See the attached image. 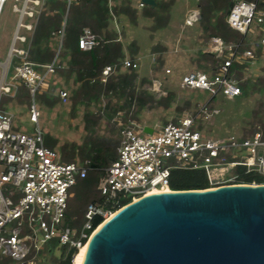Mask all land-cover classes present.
Wrapping results in <instances>:
<instances>
[{
	"label": "built area",
	"instance_id": "obj_1",
	"mask_svg": "<svg viewBox=\"0 0 264 264\" xmlns=\"http://www.w3.org/2000/svg\"><path fill=\"white\" fill-rule=\"evenodd\" d=\"M5 1L0 0V11ZM71 1L66 0L67 5ZM257 1L232 0L226 22L243 37L237 43L225 42L219 36L209 38L204 52L221 60L216 68L209 73L188 71L181 76L182 87L204 90L209 95L193 113H182L175 121L156 127L140 123L131 111L119 109L114 113L111 124L117 133L116 155L101 168L100 198L87 203L79 227L66 221L68 199L78 180L95 167L88 159L64 160L44 145L38 126L39 112L33 102L35 93L49 88L48 75L58 67L57 55L48 63H35L28 60L27 49L14 45L15 41H26L19 30L32 31L34 22L24 19L37 17L46 0H21L20 6L13 4L12 10L18 16L9 53L13 71L6 83H0V93L8 94L11 88L25 85L32 98L28 119L36 129L34 134L12 129L11 113L0 108V255L14 264H37L41 250L50 241L77 251L107 215L149 190L168 188L174 168L202 169L210 187L234 184L241 173L263 179L250 184H264V138L259 130L248 135H209L200 125L217 111L213 104L217 95L231 98L240 94L232 64H243L240 70L244 71L250 61L257 59L254 49L262 48L260 53H264V8H257ZM144 5L138 0L135 6ZM112 18L115 21L113 14ZM199 18L198 9L189 10L184 24L191 25ZM64 23L65 20L60 29L52 32L58 38V48ZM258 32L260 35L256 37ZM247 36L255 38L249 39L248 47L240 49ZM103 42L87 26L78 36L81 50H90ZM122 67L137 68L138 63L125 58ZM113 69L111 65L103 67V81ZM59 94L61 98L67 96L64 91ZM145 125L152 128L150 133L144 132ZM96 218L100 221L94 225Z\"/></svg>",
	"mask_w": 264,
	"mask_h": 264
},
{
	"label": "rangeland",
	"instance_id": "obj_2",
	"mask_svg": "<svg viewBox=\"0 0 264 264\" xmlns=\"http://www.w3.org/2000/svg\"><path fill=\"white\" fill-rule=\"evenodd\" d=\"M112 1V5L117 8L127 5L135 10L133 22L128 15L116 13V24L111 19L107 26L108 31L115 28L120 30L126 57H139L138 67L132 70L135 73L134 79L130 83L122 80L124 73L131 72L127 68L110 72L107 78L117 83L114 88L104 90L97 99H75L73 93L79 87L74 81L75 74L68 75L64 72L62 75L59 72L48 75L50 85L46 98L43 101L33 98L39 112L38 126L43 143L55 150L61 158L65 150L73 145H81L87 138L104 139L105 142L117 140L116 130L111 124L116 109L131 111L140 123L156 127L176 119L182 113H193L209 97L204 90L184 88L180 83L185 72L209 73L212 67L211 59L201 56L210 37L202 31L200 21L193 22L192 25L183 23V17L189 10L198 9L197 0H155L164 5L165 9H161L158 19L144 16L142 8L135 6L138 0ZM13 4L20 6L21 0H6L0 11V61H4L9 53L8 47L18 19L17 13L12 10ZM19 33H24L22 28ZM32 33L33 31L25 33L29 42ZM253 38L255 36H247V39ZM54 41H58L55 36L51 43ZM20 44L15 41L16 46ZM129 46L131 50L136 49L133 54ZM258 49L261 51L262 48ZM256 57L257 59L247 64L246 70H240L242 81L250 79L255 84L245 96L228 98L217 95L213 99L217 111L200 123L209 135H247L253 130L261 132L264 123V53H259ZM167 69L169 72H166ZM12 71L9 62L4 66L0 63V83H6ZM99 77L102 83L108 80L106 78L103 81L101 73ZM20 85L11 88L8 94L0 93V101L5 102V108L12 115V129L34 134L35 125L28 119V106L32 98L25 97L20 102L17 97ZM60 91L66 92L67 96L61 98ZM47 97L56 98L53 105L45 102ZM79 160L76 150L74 161ZM99 183L100 179L96 188ZM77 193V189L73 188L71 196L77 198ZM59 255L57 246L53 250L43 249L38 262L53 264Z\"/></svg>",
	"mask_w": 264,
	"mask_h": 264
},
{
	"label": "water",
	"instance_id": "obj_3",
	"mask_svg": "<svg viewBox=\"0 0 264 264\" xmlns=\"http://www.w3.org/2000/svg\"><path fill=\"white\" fill-rule=\"evenodd\" d=\"M100 224L82 264H264V184L152 193Z\"/></svg>",
	"mask_w": 264,
	"mask_h": 264
},
{
	"label": "trees",
	"instance_id": "obj_4",
	"mask_svg": "<svg viewBox=\"0 0 264 264\" xmlns=\"http://www.w3.org/2000/svg\"><path fill=\"white\" fill-rule=\"evenodd\" d=\"M256 1V0H245ZM232 0H197V8L201 17L199 19L202 31L208 36H219L225 42H239L242 39V34L231 28L226 22V15L231 7ZM166 5V4H165ZM45 7L40 11L32 37L30 39V45L28 48V60L35 63H48L57 55L63 57L68 55L69 58L66 65L58 63L54 74L65 72V74H75V83L79 84V87L74 90V98L79 99H97L104 90L114 88L115 83L111 78L105 83L100 81V73L104 66L111 65L114 67L112 72L120 71L122 67V60L125 58L124 45L120 40L119 33L108 31L107 26L112 19V14L116 16V13L128 15L130 21H134L135 10L129 6L116 7L115 5H109L108 0H73L67 5L66 0H49L45 3ZM257 8H264V2L258 0L256 3ZM164 5L158 3L151 5H144L142 7V14L144 16L153 17L158 19L159 13L165 10ZM163 8V9H162ZM162 9V10H161ZM167 10V9H166ZM65 18V19H64ZM63 35L61 38V45L58 48V41L51 43L53 38V31L60 29L63 25ZM166 21V20H165ZM84 26L89 27L94 33L100 35L104 42L96 45L90 50H81L78 47V36ZM120 32V31H119ZM121 34V33H120ZM260 35V32L256 34V37ZM249 46V39L247 42L240 46V49ZM133 54L136 49L131 50ZM260 50L255 51V55H259ZM132 56V55H131ZM202 58H210L212 61V67L216 66L221 61L212 54L201 52ZM213 56V57H212ZM135 61V59L128 58ZM243 64L233 63L231 71H235V76L238 79V85L240 87V94L237 96H245L248 90L255 86L250 79L242 81L240 69ZM67 69V70H66ZM131 72L124 73L121 77L122 80L129 83L134 79L135 73L132 72L135 68H127ZM67 75V76H68ZM46 91L37 92L34 98L37 97L43 101L46 98ZM44 95V96H42ZM17 97L20 102L23 98L29 99V89L21 84ZM48 98V97H47ZM56 101L55 97L48 98L45 102L49 105H53ZM4 101H0V108H3ZM121 108V107H120ZM117 111L114 110L113 114ZM88 116V115H86ZM88 118L86 119V127L88 128ZM176 119L172 120L175 121ZM256 130L251 131L253 133ZM250 133V134H251ZM261 134L264 138V123L261 127ZM248 135V134H247ZM97 140L93 138H87L81 145H73L69 150H65L62 158L67 161L74 160L76 155L80 160L88 159L90 165L95 169H90L86 176L79 179L76 185L77 198L71 196L68 199L67 209L65 212L66 221L69 225L79 227L83 221V212L88 202L92 200H98L100 198L98 187L96 184L98 180L103 176L101 168L109 164V162L115 158L117 140L110 142L107 140ZM262 178L259 175L243 174L241 173L235 183H251L262 182ZM210 187L205 174L202 169H177L171 170L169 177L168 188L170 190H189V189H205ZM72 217H74L72 219ZM100 221V218L94 220V225ZM57 246V250L60 251L59 257H56L53 264H71V257L76 253V248L67 249L65 245L58 246L55 241H50L46 244L44 249L53 250ZM43 250H41L42 252ZM3 262L13 263L8 257L0 255ZM14 264V263H13ZM39 264V262H37Z\"/></svg>",
	"mask_w": 264,
	"mask_h": 264
},
{
	"label": "crops",
	"instance_id": "obj_5",
	"mask_svg": "<svg viewBox=\"0 0 264 264\" xmlns=\"http://www.w3.org/2000/svg\"><path fill=\"white\" fill-rule=\"evenodd\" d=\"M49 0H46V2H48ZM46 2H44V5H45V3ZM112 0H110V3H109V5H112ZM43 5V7L40 9V11L45 7ZM192 10V9H191ZM40 11H39V13H40ZM39 13L37 14V17H38V15H39ZM37 17H35V18H25L24 20L26 21V22H34V26H35V23H36V20H37ZM184 17H185V15H184ZM183 17V18H184ZM113 19V18H112ZM114 21V20H113ZM115 21H116V16H115ZM115 21H114V23H115ZM183 23H184V19H183ZM116 24V23H115ZM169 24H171V22L169 23ZM193 24V23H192ZM191 24V25H192ZM185 25H187V24H185ZM33 30H34V28H33ZM32 30V31H33ZM23 31H24V33H21L22 35H24L25 36V38H26V41L25 42H19V43H21L20 44V46H16L15 45V43H14V45H15V47H21V48H24V49H27V51H28V48H29V45H30V42H29V40H27V34H25L26 32H31V31H26L25 29H23ZM115 31L117 32V33H119V38H120V40L122 41V38H121V34H120V30L117 28H115ZM12 43H13V37H12V41H11V43H10V45H9V47H11V45H12ZM8 47V49H9V53H10V48ZM139 51V53H140V49L138 50ZM124 54H125V58H127L128 59V57H126V49L124 48ZM68 58H69V56L68 55H65V56H61V57H58L57 58V63H62V65H66V62H67V60H68ZM124 58V59H125ZM139 60V57H137V58H135V61L137 62ZM4 61H5V59H4ZM4 61H0V63H1V65H2V63L4 62ZM8 62H9V66H10V64L12 65L13 64V60L11 59V61L9 60V58H8V61H7V63L6 64H8ZM138 63V62H137ZM139 64V63H138ZM54 74V73H53ZM1 83H3V82H1ZM1 109H4V110H6V111H8L6 108H5V105H3V108H1ZM9 112V111H8Z\"/></svg>",
	"mask_w": 264,
	"mask_h": 264
},
{
	"label": "bare ground",
	"instance_id": "obj_6",
	"mask_svg": "<svg viewBox=\"0 0 264 264\" xmlns=\"http://www.w3.org/2000/svg\"><path fill=\"white\" fill-rule=\"evenodd\" d=\"M5 64L2 63V66H4ZM162 191H169L168 188H164L160 191L156 190V189H152V190H149L147 191L145 195H149V194H152V193H157V192H162ZM136 200V199H135ZM134 200V201H135ZM120 209V208H119ZM118 211V209L116 210ZM112 212L110 215H107V217L104 219V221L108 220L111 216L114 215V213L116 212ZM101 226V224H99L95 229L94 231L91 233V235ZM91 235L89 236V238L79 247V249L76 251V253L73 255V258H72V264H82L83 263V260H84V257H85V254H86V250H87V246H88V242H89V239L91 237Z\"/></svg>",
	"mask_w": 264,
	"mask_h": 264
}]
</instances>
